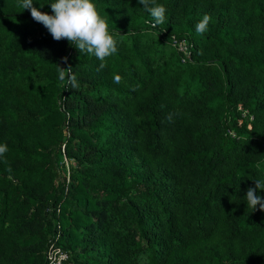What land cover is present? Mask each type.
I'll return each mask as SVG.
<instances>
[{"label":"trees","instance_id":"1","mask_svg":"<svg viewBox=\"0 0 264 264\" xmlns=\"http://www.w3.org/2000/svg\"><path fill=\"white\" fill-rule=\"evenodd\" d=\"M92 2L118 49L100 71L0 0V264H48L52 240L63 264H264L245 200L264 180V0H156L159 25Z\"/></svg>","mask_w":264,"mask_h":264},{"label":"clouds","instance_id":"2","mask_svg":"<svg viewBox=\"0 0 264 264\" xmlns=\"http://www.w3.org/2000/svg\"><path fill=\"white\" fill-rule=\"evenodd\" d=\"M139 4L154 18L155 24L164 22L166 8L157 4L156 0H138ZM33 0H22L21 7L30 9L31 17L42 23L50 32L54 40L66 39L79 51L94 55L99 61L98 71L106 67L107 57L117 53V41L109 32L108 22L101 17L92 0H54L51 3L52 15L33 7ZM210 17L205 15L196 25L197 34H204L210 22ZM72 88H78L79 84L71 68L62 69L59 67V80L65 81ZM121 76H113L114 83L121 82ZM7 145L0 144V157L7 152ZM11 169H9L10 171ZM264 190V180H256L255 188H248L245 200L247 207L264 211V198L256 194V190Z\"/></svg>","mask_w":264,"mask_h":264},{"label":"built area","instance_id":"3","mask_svg":"<svg viewBox=\"0 0 264 264\" xmlns=\"http://www.w3.org/2000/svg\"><path fill=\"white\" fill-rule=\"evenodd\" d=\"M182 49L185 50L183 46ZM62 150L64 151V144L62 145ZM63 162H65L66 168L68 170L70 160L65 156V153H63ZM45 255L48 264H63L64 260L68 257V252L63 249L60 244H57L54 240H52L45 251Z\"/></svg>","mask_w":264,"mask_h":264}]
</instances>
